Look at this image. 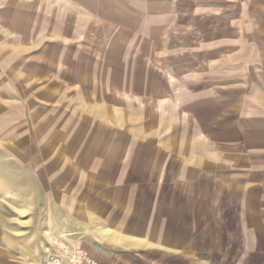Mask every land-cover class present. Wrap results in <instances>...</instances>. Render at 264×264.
<instances>
[{
  "label": "rangeland",
  "instance_id": "obj_1",
  "mask_svg": "<svg viewBox=\"0 0 264 264\" xmlns=\"http://www.w3.org/2000/svg\"><path fill=\"white\" fill-rule=\"evenodd\" d=\"M192 9L186 0H0L2 178L26 182L25 163L39 165L37 197L28 198L37 199L39 230L61 146L67 162L81 163L66 178L85 182L97 159L146 160V181L111 190L115 222L127 219L131 235L104 237L99 222L81 229L111 246L90 248L102 264H264L258 62L229 59L235 47L210 38L223 18ZM72 183L77 198L83 189ZM3 192L4 214L16 219L17 190ZM69 224L74 238L79 224ZM158 225L167 244L148 236Z\"/></svg>",
  "mask_w": 264,
  "mask_h": 264
},
{
  "label": "crops",
  "instance_id": "obj_2",
  "mask_svg": "<svg viewBox=\"0 0 264 264\" xmlns=\"http://www.w3.org/2000/svg\"><path fill=\"white\" fill-rule=\"evenodd\" d=\"M186 2H192L193 9L191 12L216 11L215 15L221 19L223 18L224 24L211 25L210 38L214 42L215 40L226 41L227 47H235L232 51L233 57L229 55V59L233 60L234 63L258 62L259 67L255 69V77L260 76L262 81H258L260 83L255 82L254 86L258 88V91L264 92V0H186ZM209 14L214 16L212 12ZM250 70L252 69L248 68L244 72L249 73ZM57 150L59 151L57 152L58 157L51 162L53 164L51 180L47 178L45 183L47 191L45 209L47 210L43 226L39 230L37 225L39 218L36 213H32L33 211L37 212V199L35 198V201L34 199L28 200L32 196L37 197L36 178L39 175L36 170H38L37 166L39 165L31 163V161L25 163L22 169L26 167L28 172L29 170L32 171V178L26 182L23 180L3 181L2 176L3 173L6 174V166H3L4 156L0 146V196L4 193V190H17L11 205L14 207L16 214L19 213L16 219L7 217L4 211H7V213L11 211L5 209L2 201H0V264H42L46 257L45 254L51 248L52 240L55 239L65 242L69 246L85 249L93 258L95 257L98 260L99 264H102L101 256L99 257L95 250L91 249L111 246L103 242L100 245V241L95 236H91L86 227V229L81 230L82 227L87 223H94L96 226L97 222L102 223L105 226L104 232H106L104 237L118 236V233L129 237L132 233L130 231L134 230L132 227H128L127 219H124L126 223L123 226H119L118 222H115L116 219L113 214L118 209L119 200L111 197V190H113L117 182H124V188H127L126 183H131L129 182L131 180L146 181L148 176L143 171V165L146 162H141L146 160L141 158L132 160L129 158L121 160L97 159L95 160L96 162H93L96 165L87 171L88 180L85 182L82 176H76L74 180L66 178V172L71 167L70 165L73 164L75 169H77V165L81 163H79L76 156L72 159V163L70 161L67 162L65 157L61 156L65 153L66 148L61 146ZM25 152L28 154V150H25ZM107 161L111 162L107 163ZM131 166L135 168L131 169ZM15 168L11 171L12 174L15 172ZM121 169L123 178L120 179L118 174ZM69 180L74 181L72 183L73 186L77 184L82 186L83 190L81 194H78L77 198L69 196ZM85 185L91 187V194L87 197L84 190ZM78 188L74 191L75 194ZM26 189L28 190L27 192ZM54 204L58 209L59 215L57 216L53 214L52 207ZM126 204L127 199L122 200L121 206ZM28 205L29 207L33 205V208H29L31 214L27 217H22L21 215L29 211L27 209ZM69 219H75V223L79 224L78 232L73 233L74 238H72L70 232L75 231L76 228L70 227ZM157 227L158 230H156ZM118 228L121 229L120 232H118ZM259 232L260 230L255 233ZM135 233H139V236L144 234L141 230ZM165 235L166 230H162L161 226L158 225L155 226L154 231L150 232L148 236L156 244H167L168 238ZM87 240H91L92 243H88ZM250 254L254 255V252ZM260 256L262 254L257 257L260 258ZM229 264L231 263L229 262Z\"/></svg>",
  "mask_w": 264,
  "mask_h": 264
},
{
  "label": "built area",
  "instance_id": "obj_3",
  "mask_svg": "<svg viewBox=\"0 0 264 264\" xmlns=\"http://www.w3.org/2000/svg\"><path fill=\"white\" fill-rule=\"evenodd\" d=\"M42 264H99L85 249L69 246L58 239L52 240Z\"/></svg>",
  "mask_w": 264,
  "mask_h": 264
}]
</instances>
